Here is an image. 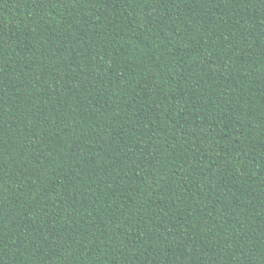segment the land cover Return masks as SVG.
Wrapping results in <instances>:
<instances>
[{
    "label": "trees",
    "instance_id": "1",
    "mask_svg": "<svg viewBox=\"0 0 264 264\" xmlns=\"http://www.w3.org/2000/svg\"><path fill=\"white\" fill-rule=\"evenodd\" d=\"M0 264H264V0H0Z\"/></svg>",
    "mask_w": 264,
    "mask_h": 264
}]
</instances>
